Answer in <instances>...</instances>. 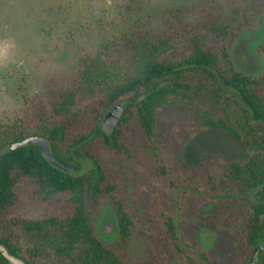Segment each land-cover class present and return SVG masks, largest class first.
Listing matches in <instances>:
<instances>
[{
  "label": "trees",
  "instance_id": "trees-1",
  "mask_svg": "<svg viewBox=\"0 0 264 264\" xmlns=\"http://www.w3.org/2000/svg\"><path fill=\"white\" fill-rule=\"evenodd\" d=\"M258 22L263 24L264 19ZM244 27H233L227 16L217 12L207 29L188 28L184 35L180 33L184 54L176 58L165 57L175 38L127 32L119 44L113 43L117 54L105 53L109 46L103 45V50L84 60L81 84L99 94L98 103L80 104L72 91H58L51 95L50 112L41 110L28 123L0 124V244L25 264H42L41 258L50 253L67 264H124L120 250L97 235L92 214L109 198L115 211L116 243L126 244L140 219L128 205L130 196L124 192L121 172L127 167L144 172L126 133L136 127L147 154L162 163L154 140L159 112L179 107L190 116L181 128L183 140L199 131L216 130L241 143L240 159H209L203 182L189 179L185 183L197 191L193 195L197 206L222 197L239 201L240 210L231 212L238 264H264V242L259 243L264 238V73L242 72L229 55V44ZM207 31L211 35L208 45L203 39ZM123 102L122 116L106 135L101 128L104 114ZM30 136L47 140L53 158L69 172L48 163L36 145L9 149L10 144ZM20 183L41 201L57 203L59 214L37 219L16 213ZM169 184L178 186L175 180ZM201 192L211 196L201 197ZM184 195L180 193L177 201ZM157 197L150 216L156 231L164 229L163 234L185 260L214 264L209 253L196 244L192 245L194 253L185 252L184 247L191 244L179 242L174 222L177 202L171 195ZM19 232L52 233L57 239L55 245L23 248L15 241ZM0 264H10L1 252Z\"/></svg>",
  "mask_w": 264,
  "mask_h": 264
},
{
  "label": "rangeland",
  "instance_id": "rangeland-1",
  "mask_svg": "<svg viewBox=\"0 0 264 264\" xmlns=\"http://www.w3.org/2000/svg\"><path fill=\"white\" fill-rule=\"evenodd\" d=\"M217 12L227 16L233 27L246 28L229 44L235 67L249 75L263 74L264 23L258 20L264 19V0H0V41L10 40L15 52L6 62L0 60V124L28 123L40 112H50L51 95L58 91H72L76 102L95 105L99 94L84 89L80 80L86 57L103 50V45L119 44L127 32L175 38L165 57H179L184 54V43L179 42L183 31L207 29ZM204 34L208 45L211 35L208 31ZM109 47L105 53L117 54L114 46ZM159 116L154 140L162 163H156L152 153L147 154L136 127L126 133L137 153L136 161L144 169L141 173L127 167L121 172L124 192L130 196L128 205L140 220L126 244L118 246L115 211L106 198L92 214L97 235L103 243L120 250L124 264H194L185 260L183 253H176L165 233L164 238V229L156 231L157 225L150 218L156 195L157 199L171 195L177 202L174 222L179 242L191 244L184 247L185 252L194 253L192 245L196 244L209 253L214 264H238L240 252L231 212L240 210L241 204L235 197H222L197 206L193 200L197 191L185 182H203L209 159H240L241 143L216 130L199 131L183 140L181 128L190 119L187 110L166 108ZM171 180L178 184L176 188H171ZM17 187L16 213L37 219L59 214L57 203L41 201L26 184ZM180 193L185 195L178 202ZM16 235L15 241L23 248L55 245L57 239L52 233ZM263 242L260 238L259 243ZM40 262L67 264L51 253Z\"/></svg>",
  "mask_w": 264,
  "mask_h": 264
},
{
  "label": "water",
  "instance_id": "water-1",
  "mask_svg": "<svg viewBox=\"0 0 264 264\" xmlns=\"http://www.w3.org/2000/svg\"><path fill=\"white\" fill-rule=\"evenodd\" d=\"M125 106H126L125 102L116 104L104 114L102 121H101V128L106 135H109L111 131L114 129V127L117 125L120 117L122 116L124 112ZM27 144L36 145L40 149V152L43 158L48 163H50L51 165L61 170L69 172V169L67 167L58 163L53 158L50 152L48 141L45 140L44 138L37 137V136L26 137L21 141L10 144L9 149H16V148L22 147ZM0 252L8 260L10 264H25V262L21 258L10 254L2 244H0Z\"/></svg>",
  "mask_w": 264,
  "mask_h": 264
},
{
  "label": "clouds",
  "instance_id": "clouds-1",
  "mask_svg": "<svg viewBox=\"0 0 264 264\" xmlns=\"http://www.w3.org/2000/svg\"><path fill=\"white\" fill-rule=\"evenodd\" d=\"M14 54V45L10 40L5 39L0 41V60L6 62Z\"/></svg>",
  "mask_w": 264,
  "mask_h": 264
}]
</instances>
